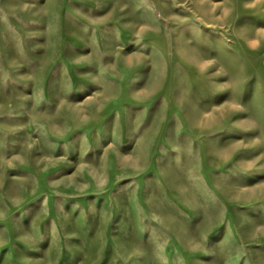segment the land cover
I'll use <instances>...</instances> for the list:
<instances>
[{
	"label": "rangeland",
	"instance_id": "rangeland-1",
	"mask_svg": "<svg viewBox=\"0 0 264 264\" xmlns=\"http://www.w3.org/2000/svg\"><path fill=\"white\" fill-rule=\"evenodd\" d=\"M0 264H264V0H0Z\"/></svg>",
	"mask_w": 264,
	"mask_h": 264
}]
</instances>
